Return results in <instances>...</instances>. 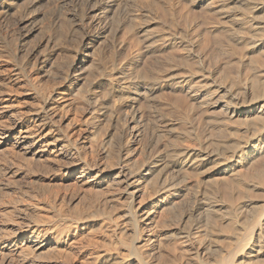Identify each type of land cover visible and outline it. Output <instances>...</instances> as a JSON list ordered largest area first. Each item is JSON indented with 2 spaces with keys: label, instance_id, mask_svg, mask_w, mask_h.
<instances>
[{
  "label": "rangeland",
  "instance_id": "obj_1",
  "mask_svg": "<svg viewBox=\"0 0 264 264\" xmlns=\"http://www.w3.org/2000/svg\"><path fill=\"white\" fill-rule=\"evenodd\" d=\"M27 1H21L12 11L0 15V125L11 122L23 129L19 141L13 134L0 129V264H102L111 255L108 253L116 254L121 249L118 239L121 231L115 227V222L108 218L87 219L85 216L84 221L76 224L73 214L76 201L72 203L66 198L72 194L93 196L103 193L108 195L110 202H118L125 193L116 182L111 186H97L90 175L82 178L81 169L75 165L78 160L76 150L109 173L125 165L135 168L138 162L152 159L156 148L164 150L165 143L170 144V149L175 143L192 145L200 154L211 153L203 165L204 169L212 171L210 178L224 176L228 180L217 181L220 184L214 181L215 187H207V191L211 189V194L208 192L210 196L218 193L213 196L216 200L225 193L223 200L229 198L226 203L230 215L226 213L225 221L217 219L218 222L213 223H223L216 226L220 227V230H215L219 235H209L205 225L209 221L201 209H194L200 202L196 191L183 186L177 200L179 206L172 209L166 206L163 198L158 200L154 196L162 187L157 182L159 185L153 187L154 190L149 186L147 190L145 188L147 195L144 201L147 203L142 205V209H147V235L162 238L164 246L161 252L187 257L185 259L194 262L203 254L211 260L227 254L236 236L241 235L243 223L252 218L254 206L264 200V133L258 131L262 129L264 117L259 114L260 109L251 116L234 114L235 109L246 111L251 101L264 96V87H260L264 85V0H113L115 7H109L111 3L106 4L103 0ZM255 8L258 11L253 12ZM79 17L86 20L81 21ZM84 45L89 46L86 55H77L74 50ZM81 59L87 60L86 65L81 66V81L71 83L65 80L68 62ZM43 60L48 63H42ZM119 66L127 73L137 72L135 74L150 81L159 80L161 88L155 91L151 101L142 94L139 98L136 96L134 107H129L124 99L126 96L107 90L104 80L105 74L108 75L107 69L111 71ZM101 75L105 77L101 78ZM182 79H186L188 84L180 85ZM251 80L257 91L252 82L249 83ZM80 88L83 93L77 97L75 93L80 92ZM253 94L262 96L255 98ZM98 99L100 102L104 100L101 102L104 104L122 106V118L128 114L126 120L133 115L138 120L142 119L143 141L133 144L130 152L123 149L127 138L123 137L121 130L126 120L121 118L123 123H117L116 120L110 122L94 118L96 109L101 107L95 102ZM46 103L47 111L55 114L60 127L50 125L42 133L44 113L41 109ZM108 123L110 126L106 125ZM249 129L256 134L249 133ZM29 133L33 136L30 137ZM68 136L71 142H67ZM162 136L166 140L161 139ZM247 140H251L249 144L245 143ZM238 141L243 142V150L235 155L233 145H238ZM219 144L227 148L224 150L225 147ZM252 146L257 149H252ZM216 150L220 151V156ZM218 157L227 160L224 162ZM239 173L243 175L240 177ZM221 183L226 191L221 189ZM235 187L239 190L235 191ZM231 206L235 208L230 210ZM115 219L126 237L133 235V227L127 218ZM44 230L47 233H38Z\"/></svg>",
  "mask_w": 264,
  "mask_h": 264
},
{
  "label": "bare ground",
  "instance_id": "obj_2",
  "mask_svg": "<svg viewBox=\"0 0 264 264\" xmlns=\"http://www.w3.org/2000/svg\"><path fill=\"white\" fill-rule=\"evenodd\" d=\"M23 1V0H0V15L1 14H5L8 13L10 11H12L16 6L19 5V3ZM27 1V0H26ZM50 1V0H49ZM55 1V0H54ZM101 1V0H100ZM106 2V4H109V7H115V4H113V0H103ZM102 1V2H103ZM218 1V0H217ZM225 1V0H224ZM237 1V0H236ZM254 1V0H253ZM28 2V1H27ZM104 2V3H105ZM219 2V1H218ZM30 3V2H29ZM228 3V2H227ZM246 3V2H245ZM262 3V2H261ZM101 4V3H100ZM121 4V2H120ZM253 4V3H252ZM105 5V4H104ZM224 5V4H223ZM99 6V5H98ZM102 6V4L100 5ZM120 6V5H119ZM214 6V5H213ZM220 6V5H219ZM20 7V6H19ZM26 7V6H25ZM96 7V5H95ZM107 7V5H106ZM216 7V6H215ZM239 7V6H238ZM249 7V6H248ZM255 7V6H254ZM117 8V7H116ZM232 8V7H231ZM240 8V7H239ZM259 8V7H258ZM84 9V8H83ZM121 9V8H120ZM108 10H110L108 8ZM108 10L106 12H108ZM229 10V9H228ZM239 10V9H238ZM247 10V9H246ZM254 10V11H253ZM253 12L258 11V9H253ZM104 11V12H105ZM226 11V10H225ZM232 11V10H231ZM236 11V10H235ZM243 11V10H242ZM17 12V11H16ZM87 12V11H86ZM103 12V11H102ZM234 12V11H233ZM78 14V13H77ZM215 14V13H214ZM219 14V13H218ZM15 15V14H14ZM79 15V14H78ZM84 15V14H83ZM82 15V16H83ZM87 15V14H86ZM129 15V14H128ZM37 16V14H36ZM239 16V15H238ZM246 16V15H245ZM255 17V16H254ZM253 17V18H254ZM264 17V16H263ZM129 18V17H128ZM256 18V17H255ZM80 19V17H79ZM81 19L83 20L84 18L81 17ZM80 19V20H81ZM131 19V18H130ZM133 19V18H132ZM263 19V18H262ZM81 20V21H82ZM86 20V19H84ZM234 20V19H233ZM249 20V19H248ZM130 21V20H129ZM254 21V20H253ZM257 21V20H256ZM264 21V20H263ZM67 22V21H66ZM92 22V21H91ZM100 22V21H99ZM224 22V21H223ZM241 22V21H240ZM261 23V22H260ZM84 24V23H83ZM86 24V23H85ZM91 25V24H90ZM223 25V23H222ZM39 27V26H38ZM256 28V27H255ZM258 28V27H257ZM248 29V28H247ZM232 30V29H231ZM234 30V29H233ZM250 30V28H249ZM258 33V32H257ZM260 33V32H259ZM231 34V33H230ZM256 34V33H255ZM234 35V34H232ZM239 35V34H238ZM246 35V33H245ZM259 35V34H258ZM85 36V35H84ZM149 36V35H147ZM227 36V35H226ZM241 36V35H240ZM176 37V36H175ZM243 37V36H242ZM249 37V36H248ZM172 38V37H171ZM221 38V37H220ZM251 38V37H250ZM84 39V38H83ZM164 39V38H163ZM170 39V38H169ZM181 39V36H180ZM237 39V38H236ZM255 39V38H253ZM220 40V39H219ZM223 40V39H222ZM232 40V39H231ZM243 40V39H242ZM262 40V39H260ZM215 41V40H214ZM104 43V42H103ZM233 43V42H232ZM76 44V43H75ZM125 44V43H124ZM123 44V45H124ZM151 44V43H150ZM153 44V43H152ZM119 45V44H118ZM75 46V45H74ZM115 46V45H114ZM117 46V45H116ZM121 46V45H120ZM144 46V45H143ZM57 47V46H56ZM89 47V46H88ZM86 45L80 47H77L74 52L77 55H86L87 52V48ZM148 47V46H147ZM150 47V46H149ZM230 47V46H229ZM121 48V47H120ZM123 48V47H122ZM153 48V47H152ZM249 48V46L247 47ZM252 48V47H251ZM246 49V47H245ZM73 50V49H72ZM107 50V49H106ZM179 50V49H178ZM120 51V50H119ZM182 51V50H181ZM73 52V53H74ZM111 52V51H110ZM180 52V51H179ZM198 52V51H197ZM125 53V52H124ZM236 53V52H235ZM113 54V53H112ZM171 54V53H170ZM177 54V53H176ZM88 55V53H87ZM241 55V54H240ZM74 56V55H73ZM117 56V55H116ZM136 56V55H135ZM178 56V54H177ZM264 56V55H263ZM68 57V56H67ZM114 57V56H113ZM112 57V58H113ZM167 58V57H166ZM49 59V58H48ZM71 59V58H70ZM116 59V58H115ZM133 59L134 56H133ZM178 59V58H177ZM261 59V58H260ZM123 60V59H122ZM125 60V59H124ZM175 60V59H174ZM263 60V59H262ZM86 59H81V61L77 62L76 60L74 61H70L68 62L69 64H67V72L66 75H64V79L70 81L71 83H76L81 81L82 79V72H81V66H85L86 65ZM117 61V60H115ZM132 61V58L131 60ZM138 61V60H137ZM177 61V60H176ZM246 61V60H245ZM50 62V61H49ZM57 62V61H56ZM121 62V61H120ZM124 62V61H123ZM155 62V61H154ZM249 62V61H248ZM252 62V61H251ZM254 62V61H253ZM42 63H48L47 60H43ZM125 63V62H124ZM123 63V64H124ZM133 63V62H132ZM263 63V62H261ZM53 64V63H52ZM121 64V65H123ZM129 64V63H128ZM154 64V63H153ZM161 64V63H160ZM175 64V63H174ZM180 64V63H179ZM258 64V63H257ZM44 65V64H43ZM93 65V64H92ZM125 65V64H124ZM190 65V64H189ZM38 66V65H37ZM150 66V64H149ZM53 67V65H52ZM94 67V66H93ZM105 67V66H104ZM109 67V66H108ZM115 66H113L114 68ZM131 67V66H130ZM57 68V67H56ZM111 69L108 70L107 69V74L106 77L105 75H101L104 76V80L106 82V86L108 87L107 90H110L113 94H121L126 96L124 99H126V101H128L127 103H129L127 106L131 107L135 104V102H137L136 96H141L142 94H146L147 95V99H149V101H151V98L153 97V94L155 93V91L161 86L159 83V80L157 81H150V79H145L143 78V75L141 77V75H137L133 72L127 73L126 70L123 67L119 68H115V69ZM128 68V67H127ZM247 68V67H245ZM256 68V67H255ZM131 69V68H130ZM149 69V68H148ZM154 69V68H153ZM175 69V68H174ZM177 69V68H176ZM175 69V70H176ZM192 69V68H191ZM190 69V70H191ZM134 70V69H133ZM142 70V69H141ZM249 70V69H248ZM91 71V70H90ZM128 71V72H129ZM162 71V70H161ZM173 71V70H172ZM194 71V70H193ZM65 72V71H64ZM63 72V73H64ZM150 72V71H149ZM185 72V71H184ZM240 72V71H239ZM52 73V72H51ZM84 73V71H83ZM105 73V72H104ZM195 73V72H194ZM238 73V72H237ZM65 74V73H64ZM85 74V73H84ZM148 74V73H147ZM165 74V73H164ZM181 74V73H180ZM188 74V73H187ZM191 74V73H190ZM210 74V73H209ZM257 74V73H256ZM249 75V74H248ZM247 75V76H248ZM252 75V73H251ZM63 76V75H62ZM99 76V74H98ZM145 76V75H144ZM149 76V75H146ZM159 76V75H158ZM193 76V75H192ZM262 76V75H261ZM100 77V76H99ZM162 77V76H161ZM88 78V77H87ZM93 78V76L91 77V79ZM155 78V77H154ZM152 78V79H154ZM170 78V77H169ZM173 78V77H171ZM193 78V77H192ZM224 78H227L226 76ZM163 79V78H162ZM175 79V78H174ZM180 79V77H179ZM229 79V77H228ZM239 79V78H238ZM156 80V79H155ZM183 80V79H182ZM256 80V79H255ZM98 81V80H97ZM228 81V80H227ZM260 81V80H259ZM231 82V81H230ZM252 82V87H253V81H249V83ZM92 83V82H91ZM162 83V82H161ZM232 83V82H231ZM248 83V82H247ZM246 83V84H247ZM259 83V82H257ZM94 84V82L92 83ZM179 84H183L186 85L188 84V81L186 79H184L183 81H180ZM234 84V83H233ZM242 84V83H240ZM95 85V84H94ZM176 85V84H175ZM251 85V84H250ZM249 85V86H250ZM256 85V84H255ZM93 86V85H92ZM96 86V85H95ZM105 86V87H106ZM258 86V85H257ZM106 87V88H107ZM210 87V86H209ZM247 87V86H246ZM244 87V88H246ZM256 86H254L253 88L255 89ZM259 87V86H258ZM260 87H264L260 86ZM94 88V87H92ZM208 88V87H207ZM252 88V89H253ZM81 89V88H80ZM97 89V88H96ZM232 89V88H231ZM237 89V88H236ZM257 89V88H256ZM255 89V90H256ZM264 89V88H263ZM262 89V91H263ZM86 90V89H85ZM91 90V89H90ZM106 90V91H107ZM259 90V89H258ZM80 92L75 93L77 95L75 96H80L81 91H83L82 89L79 90ZM215 91V90H213ZM217 91V90H216ZM257 91V90H256ZM255 91V92H256ZM261 91V92H262ZM109 92V91H107ZM253 92V91H252ZM254 92V93H255ZM264 92V91H263ZM110 93V92H109ZM232 93V92H231ZM80 94V95H79ZM215 94V93H214ZM258 94V93H257ZM84 95V94H83ZM177 95V94H176ZM252 95V94H251ZM254 95V94H253ZM261 95V94H260ZM260 95H254L253 97L257 98V96L259 97ZM264 95V94H263ZM103 96V94H102ZM171 96V95H170ZM222 97V95H220ZM235 96V95H234ZM262 96V95H261ZM260 96V98H261ZM109 97V95H108ZM112 97V95H111ZM120 97V96H119ZM178 97V96H177ZM176 97V98H177ZM244 97V96H243ZM264 96H262L261 99L257 100H253V102L251 101L250 106H248V110H239V109H235L234 110V114H246L247 116H249L248 114H257L258 109H260L258 112L259 114H261L264 117ZM49 98V97H48ZM82 98V97H81ZM93 98H95L97 100V97L94 96ZM92 98V99H93ZM113 98V97H112ZM139 98V97H138ZM161 98V97H160ZM172 98V97H171ZM234 98V97H232ZM249 98V97H248ZM94 99V100H95ZM108 99V98H107ZM157 99V98H156ZM182 99V98H181ZM251 99V98H250ZM49 99H47L48 101ZM177 100V99H176ZM188 100V99H187ZM203 100V99H202ZM206 100V99H205ZM221 100V99H220ZM93 101V100H92ZM104 101V100H103ZM101 101V102H103ZM148 101V100H147ZM162 101V100H161ZM96 103H98V107L101 106L99 109H96L95 114L96 117H94L96 120L102 121L103 119L106 120L108 119V121L111 120H116L118 121L117 123H119L121 120L122 113L121 112L123 109L122 106L119 107V105L117 106L116 104H110V103H101L100 99H98V101H95ZM175 102V101H174ZM184 102V101H183ZM219 102V101H218ZM224 102V101H223ZM230 102V101H229ZM116 103V101H115ZM177 103V102H175ZM179 103V102H178ZM94 104V102H93ZM120 104V103H119ZM186 104V103H185ZM235 104V103H234ZM241 104V103H240ZM45 106H43V108L41 109V112L44 113L43 119H42V126H41V131L42 133L46 131L47 126L49 127L50 125H57L60 127L59 123L56 121V116L55 114H52L50 112L47 111L46 107L47 103L44 104ZM96 105V104H94ZM171 105V104H170ZM188 105V104H187ZM233 105V104H232ZM141 106V105H140ZM152 106V105H151ZM156 106V105H155ZM95 107V106H94ZM134 107V106H133ZM146 107V105H145ZM213 107V106H212ZM246 107V106H245ZM139 108V107H138ZM236 108V107H235ZM126 109V108H125ZM132 109V108H131ZM142 110V109H141ZM140 110V111H141ZM124 111V110H123ZM163 110H161L162 112ZM184 111V109H183ZM189 111V110H188ZM39 112V111H38ZM156 112V111H155ZM127 113V112H126ZM142 113V112H141ZM41 114V113H40ZM39 114V115H40ZM161 114V113H160ZM215 114V113H214ZM38 115V116H39ZM128 115V114H127ZM124 116L125 118L127 117ZM133 115V114H132ZM140 116V115H139ZM228 116V115H227ZM129 117V116H128ZM142 117V116H140ZM183 117V116H182ZM210 117V116H209ZM256 117V116H255ZM258 117V116H257ZM93 118V119H94ZM125 118H122L124 120H126ZM90 119V118H89ZM252 119V118H251ZM256 119V118H255ZM123 120V121H124ZM173 120V119H172ZM254 120V119H252ZM258 120V118H257ZM256 120V121H257ZM115 121V122H116ZM120 122V123H123ZM188 121V120H187ZM231 121V120H230ZM244 121V120H243ZM260 121V120H259ZM93 122V121H92ZM90 122V123H92ZM95 122V121H94ZM221 122V121H220ZM240 122V120H239ZM249 122V121H248ZM89 123V124H90ZM140 123H142V119L140 118L138 120V117H136V115L132 116L131 119H128L124 122V124H122L123 129L121 130L123 137L127 138L125 141L126 144L124 146V148L121 146V148L125 149L127 152H130V149H132V145L134 144H139L141 143L143 140V131L141 129ZM184 123V122H183ZM213 123V122H212ZM224 123V122H223ZM236 123V122H235ZM241 123V122H240ZM254 123V122H253ZM261 123V122H260ZM88 125V123H86ZM95 124V123H94ZM93 124V125H94ZM155 124V123H154ZM187 124V123H186ZM211 124V123H210ZM226 124V123H225ZM224 124V125H225ZM232 124V123H231ZM244 124V123H243ZM259 124V123H258ZM106 125H109L106 124ZM120 125V124H119ZM143 125V124H142ZM194 125V124H193ZM216 125V124H214ZM228 125V124H227ZM233 125V124H232ZM255 125V124H254ZM1 130L5 133H10L13 134L16 138V140H20L21 135L23 134L22 130L19 129L17 127V125H15L14 123H9V122H5L2 123L1 125ZM40 126V125H39ZM97 126V125H96ZM110 126V125H109ZM108 126V127H109ZM223 126V125H222ZM236 126V125H235ZM250 126V125H249ZM259 126V125H258ZM262 129H258V131H262L264 133V118L262 120ZM106 127V126H105ZM119 127V126H118ZM244 127V125H243ZM247 127V126H246ZM245 127V128H246ZM213 128V127H212ZM252 128V127H250ZM259 128V127H258ZM147 129V128H146ZM256 129V128H255ZM0 130V131H1ZM52 129H50L49 131H51ZM172 130V129H171ZM198 130V129H197ZM213 130V129H212ZM248 130V129H247ZM252 130V129H251ZM254 130V128H253ZM250 131L249 129V133L253 132ZM65 131V130H64ZM184 131V130H182ZM187 131V130H186ZM214 131V130H213ZM257 134L261 135L260 133ZM29 132V131H28ZM27 132V133H28ZM38 132V131H37ZM145 132V131H144ZM163 132V131H162ZM248 133V131H246ZM177 133V131H176ZM183 133V132H182ZM216 133V132H215ZM232 133V132H231ZM235 133V132H234ZM237 133V132H236ZM254 134H256L255 132H253ZM262 133V134H263ZM120 134V135H122ZM181 134V133H180ZM179 134V135H180ZM252 134V133H251ZM253 134V135H254ZM30 137L31 135L33 136V133H29ZM67 135V134H64ZM146 135V134H145ZM155 135V134H154ZM197 135V134H196ZM224 135V134H223ZM244 135V134H243ZM249 135V134H248ZM165 137V135H163ZM162 136L161 139H163L164 137ZM167 136V135H166ZM185 136V135H184ZM183 136V137H184ZM187 136V135H186ZM185 136V137H186ZM222 136V135H221ZM239 136V135H238ZM238 136L236 135V137L238 138ZM241 136V135H240ZM246 136V135H245ZM252 136V135H250ZM248 136V137H250ZM262 136V135H261ZM23 137V136H22ZM25 137V136H24ZM28 137V136H27ZM29 137V138H30ZM37 137V136H36ZM65 137V136H64ZM120 137V136H119ZM189 137V136H188ZM209 137V136H208ZM242 137V136H241ZM256 137V136H255ZM66 138V137H65ZM122 138V136H121ZM146 138V137H145ZM182 138V137H181ZM178 138V139H181ZM222 138V137H221ZM235 138V136H234ZM245 138V137H243ZM247 138V137H246ZM257 138V137H256ZM160 139V140H161ZM166 140V138H164ZM177 139V138H176ZM175 139V140H176ZM184 139V138H183ZM188 139V138H187ZM190 139V138H189ZM198 139V138H197ZM200 139V138H199ZM211 139V137H210ZM219 139V138H218ZM250 139V138H249ZM253 139V138H252ZM255 139V138H254ZM253 139V140H254ZM182 140V139H181ZM215 140V139H214ZM240 140V138H239ZM242 140V139H241ZM258 140V139H257ZM72 140L70 139V137L68 136L67 142H71ZM159 141V140H158ZM162 141V140H161ZM172 141V140H171ZM177 141V140H176ZM180 141V140H178ZM191 141V140H190ZM201 141V140H200ZM245 141V140H244ZM251 141V140H249ZM249 141L247 140V142H245L246 144H249ZM167 142V141H165ZM173 142V141H172ZM182 142V141H181ZM188 142V141H187ZM186 142V143H187ZM239 142V141H238ZM179 143V142H178ZM185 143V141H184ZM194 143V142H193ZM231 143V142H230ZM237 143V142H236ZM75 144V143H74ZM162 144V143H160ZM158 144V146L160 145ZM174 145H171V149L170 144H166L165 143V147L164 150L160 151V148H156V152L154 154V156H152L153 158L144 162H138L137 166L134 168L132 167H125L122 166L120 167L116 172H109L107 173L104 169H101L102 167H100L99 165H95L92 164L91 161H89L87 158H85L81 153L78 152V149L76 150V155H77V161H76V166L78 165V168L81 169V177H87L90 175V177H93V183L94 185H101L103 184L106 186H111L113 183H117L119 186H121V189L124 192V196L125 197H120L118 198V202H110L109 198L102 194H93V196L91 195H80V196H76L77 194H75V196L72 194L70 197L68 196L66 198L70 200L72 203L74 201H76V205L74 206L73 209V214L77 219L76 224H78V222H82L85 219H83L85 216L87 217V219L91 218H103L107 220V218L110 221L115 222L114 224L116 228H118V230H120L121 233L119 235V243L121 245V249H118L117 253L112 255V253H108L110 256L106 257V261L102 262V264H253V263H260V264H264V200L259 201V203H257L254 206V214H252V218L246 220L245 223H243V227H242V233L239 236H236L235 238V243L234 245L231 247V249H227V254H225L221 258L215 259V260H211L208 257H206L204 254L201 257H198V259L194 262L193 260H189V259H185L187 257L182 258L183 256L179 257V255L177 254H168V253H164L161 252V247L164 246L162 245V238L159 236H148L147 235V209L146 211H143V207L142 205L146 202L144 201L147 195V192L145 191V188L147 190V186L151 187V189L153 187H156L157 184L162 185L161 190L158 189V192H153L156 193L154 196L156 197V199L161 200L160 198H163L165 200V204L166 206H169L174 209L176 207L179 206L178 203V198L180 196V190L182 189L183 186H187V188L189 190H195L196 192V196L197 198L200 200V202L198 203V205H196V207L194 209L199 208L202 210V212L204 213L203 215H205L206 219L209 221L208 223H206V227L209 229V231L206 229V232L210 233L209 235H219V234H215V230L217 231V229L220 230L219 228H216L217 224L219 225L220 223H217L216 225L213 223L218 222L217 219H224L225 216L227 215L226 213L229 212L228 207H227V203L226 201H228V199L223 200V196H225L224 194L221 195L222 200H216L213 196H216L215 193L213 194V196H210V190L207 191V187L213 186L214 181H216L215 184H217L218 182L221 181H225L228 179H224L225 177H219L218 179H214V178H210L212 177V171L208 168V169H204L203 165L208 161V159L210 158L209 156L211 155V153H198V151L195 149V147H191V146H182V145H178L175 143H173ZM183 144V143H182ZM192 144V143H191ZM196 144V142H195ZM207 144V143H206ZM209 144V143H208ZM217 144V143H216ZM222 144V143H221ZM244 144V145H246ZM73 145V144H72ZM146 145V144H145ZM144 145V146H145ZM185 145V144H184ZM220 145V144H219ZM226 145V144H225ZM229 145V144H228ZM232 145V144H231ZM76 146V145H74ZM162 147V146H161ZM201 147V146H200ZM200 147H198V149H200ZM213 147V146H211ZM219 147V146H218ZM220 147H223V145ZM219 147V148H220ZM225 147V146H224ZM223 147V148H224ZM229 147V146H228ZM245 147V146H244ZM264 147V145H263ZM76 148V147H74ZM148 148V146H147ZM217 148L218 150L222 149V148ZM227 148V146L224 148V150ZM247 148V147H246ZM167 149V150H166ZM203 148H201L202 151ZM208 149V148H207ZM205 149V150H207ZM252 149H257L256 146H252ZM152 150V149H151ZM150 150V151H151ZM230 150V149H229ZM243 150V142L241 143V141L238 143V145L236 144L235 146L233 145V153L235 155L240 154V152ZM254 150V151H255ZM261 150V149H260ZM120 151V150H119ZM147 151V152H150ZM154 151V150H153ZM211 151V150H210ZM213 151V149H212ZM217 151V150H216ZM223 151V149H222ZM228 151V150H227ZM232 151H230V153L232 154ZM123 152V151H122ZM152 152V151H151ZM226 152V151H225ZM224 152V153H225ZM217 154L219 153L220 156V151L216 152ZM215 153V154H216ZM242 153V152H241ZM121 155V152L119 153ZM222 154V153H221ZM226 154V153H225ZM118 155V156H120ZM128 155V154H127ZM130 155V153H129ZM147 155V153H146ZM152 155V154H151ZM224 155V154H223ZM228 155V154H227ZM141 156V155H140ZM149 156V154H148ZM222 156V155H221ZM233 156V155H232ZM127 157V156H126ZM150 157V156H149ZM228 157V156H227ZM76 158V157H75ZM117 158V157H116ZM118 158H121L118 157ZM219 158V157H218ZM222 157H220L219 159H221ZM123 159V158H122ZM125 159V158H124ZM123 159V160H124ZM223 160H225L224 158H222ZM230 159V157H229ZM232 159V158H231ZM126 160V159H125ZM129 160V158H128ZM227 160V159H226ZM226 160L224 162H226ZM233 160V159H232ZM236 160V159H235ZM260 160V159H259ZM211 161V160H210ZM264 161V160H262ZM230 162V161H229ZM259 162V161H257ZM125 163V161H124ZM127 163V162H126ZM136 163V162H135ZM140 163V165H139ZM223 163V162H222ZM129 164V163H128ZM225 164V163H224ZM242 164V163H241ZM254 164V163H253ZM73 165V163L71 164ZM215 165V164H214ZM256 165V164H254ZM218 166V164H217ZM229 166V165H228ZM227 166V167H228ZM75 167V166H73ZM252 167V166H251ZM259 167V166H258ZM257 167V168H258ZM72 168V167H71ZM70 168V170H71ZM110 168V167H109ZM211 168V167H210ZM213 168V167H212ZM216 168V167H215ZM254 168H252L253 170ZM72 170H75V168H72ZM214 170V168H213ZM247 170V169H246ZM250 170V169H249ZM237 172V171H236ZM239 172V171H238ZM237 172V173H238ZM243 172V171H241ZM248 172V171H247ZM263 172V171H262ZM231 174V173H230ZM92 175V176H91ZM94 175V176H93ZM224 175V174H223ZM233 175V174H232ZM243 175L239 173V176ZM231 176V175H230ZM229 176V177H230ZM89 177V178H90ZM228 177V178H229ZM238 177V175L236 176ZM241 177V176H240ZM239 177V178H240ZM244 177V176H243ZM246 177V176H245ZM248 177V176H247ZM250 177V176H249ZM230 179V178H229ZM238 179V178H237ZM243 179V178H242ZM239 180V179H238ZM244 180V179H243ZM218 181V182H217ZM236 181V180H235ZM250 181V180H249ZM237 182V181H236ZM92 183V184H93ZM146 183V185H144ZM223 183V182H222ZM220 185L221 186H225V185ZM229 183L231 184V181L229 180ZM235 183V182H234ZM242 183V182H240ZM248 183V182H246ZM263 183V182H262ZM220 184V183H218ZM226 184V183H224ZM228 184V185H230ZM249 184V183H248ZM254 184V183H253ZM93 185V186H94ZM144 185V186H143ZM233 187L234 184L232 183ZM236 186H238L237 184H235ZM247 185V184H246ZM252 184H250L251 186ZM118 186V187H119ZM254 186V185H253ZM259 186V185H258ZM261 186V184H260ZM159 187V186H158ZM205 187V188H204ZM215 187V185L213 186ZM231 187V186H230ZM233 187H231V190L233 189ZM257 187V186H255ZM109 188V187H108ZM211 188V187H210ZM223 187H221L222 189ZM229 188V187H228ZM227 188V189H228ZM236 188V187H235ZM259 188V187H258ZM80 189V188H79ZM120 189V188H119ZM155 188H153L154 190ZM213 189V188H212ZM215 189V188H214ZM226 189V187L224 188ZM242 189V188H240ZM114 190V189H113ZM117 190V189H116ZM157 190V188H156ZM155 190V191H156ZM223 190V189H222ZM221 190V191H222ZM235 190V189H234ZM239 190V189H238ZM237 188L235 191H238ZM244 190V189H243ZM259 190V189H258ZM120 191V190H119ZM150 191V190H149ZM213 192H215L214 190H212ZM218 191V189H217ZM226 191V190H223ZM228 191V190H227ZM241 191V190H240ZM80 192V191H79ZM120 192V193H121ZM191 192V191H190ZM210 194H209V193ZM230 192V191H228ZM227 192V193H228ZM233 193V191H231ZM251 192V191H250ZM254 192V191H253ZM220 193V192H219ZM222 193V192H221ZM232 193L230 194V196H232ZM252 193V192H251ZM80 194V193H79ZM229 194V193H228ZM235 194V193H234ZM233 194V195H234ZM238 194V193H237ZM70 195V194H69ZM119 195V194H117ZM246 195V194H245ZM244 195V196H245ZM259 195V194H258ZM112 196V195H111ZM152 197H154L153 195H151ZM110 197V196H109ZM118 197V196H117ZM151 197V198H152ZM237 197V196H236ZM248 197V196H247ZM116 198V197H114ZM231 198V197H230ZM235 198V196L233 197ZM240 198V197H239ZM254 198V197H253ZM153 199V198H152ZM238 199V198H236ZM243 199V198H242ZM256 199V198H255ZM260 199V198H259ZM65 200V199H64ZM111 200V199H110ZM115 200V199H114ZM117 201V200H116ZM144 201V202H143ZM233 201H235L233 199ZM242 201V200H240ZM246 201V200H245ZM248 201V200H247ZM257 201V200H256ZM70 202V204H71ZM161 202V201H160ZM244 202V201H243ZM252 202V201H251ZM147 203V202H146ZM145 203V204H146ZM230 203V201H229ZM232 203V202H231ZM236 203V201H235ZM245 203V202H244ZM162 204V203H161ZM164 204V205H165ZM239 204V203H238ZM236 204V205H238ZM231 205L234 206V203H232ZM235 205V206H236ZM249 205V204H248ZM155 206V205H154ZM229 206V205H228ZM230 207V206H229ZM243 207V206H241ZM246 207V206H245ZM73 208V207H72ZM235 208V207H233ZM232 206L230 208V210L232 209ZM253 208V207H252ZM240 209V207H239ZM193 211V210H192ZM248 211V210H247ZM199 213V214H202ZM234 212V211H232ZM236 212V211H235ZM243 212V210H242ZM151 213V212H150ZM240 213V212H239ZM244 213V212H243ZM72 214V213H71ZM192 214V213H191ZM230 215V213H228ZM234 214V213H233ZM238 214V213H236ZM196 216H198V214H195ZM235 215V214H234ZM241 215V214H240ZM247 215V214H245ZM115 217H118L119 219L121 217H125V219L127 218V220H129V222L131 223L132 227H133V235L131 234V236L126 237V235L123 233V228L120 226L119 222L117 221V219H115ZM229 217V216H228ZM233 217V215H232ZM238 217V216H237ZM198 218V217H197ZM201 219V217H199ZM235 218V217H234ZM243 218V217H241ZM247 218V217H246ZM205 219V218H203ZM202 219V221H203ZM227 219V218H225ZM224 219V221H225ZM237 219V218H235ZM99 220V219H98ZM217 220V221H216ZM233 220V219H232ZM238 220V219H237ZM73 221V220H72ZM199 221V219H198ZM235 221V220H233ZM241 221V219H240ZM244 221V220H243ZM242 221V222H243ZM206 221H204L205 223ZM220 222V221H219ZM202 223V222H201ZM233 223V222H232ZM73 224V223H72ZM75 224V223H74ZM113 224V223H112ZM223 224V223H222ZM222 224H220L222 226ZM227 224V223H226ZM86 225V224H85ZM204 225V224H203ZM229 225V224H228ZM232 225V224H231ZM241 225V223H240ZM113 226V225H112ZM203 227V226H202ZM218 227V226H217ZM230 228L232 226H229ZM235 227V224H234ZM237 227V226H236ZM216 228V229H215ZM224 228V227H222ZM221 228V229H222ZM233 228V227H232ZM225 229H229L226 228ZM223 229V230H225ZM237 229V228H236ZM235 229V230H236ZM42 230V229H41ZM67 230V229H66ZM116 230V229H115ZM126 230V229H125ZM222 230V231H223ZM234 230V229H231ZM234 230V231H235ZM47 231V229H46ZM45 230L44 231H38L39 234L45 232L47 233ZM226 231V230H225ZM229 230H227L226 232H228ZM233 232V231H230ZM229 232V233H230ZM218 233V232H217ZM127 234V232H126ZM227 234V233H226ZM225 234V235H226ZM235 234V233H234ZM240 234V233H239ZM42 235V234H41ZM61 235V234H60ZM65 235V234H64ZM156 235V234H155ZM223 235V234H222ZM231 234H228L227 236H229ZM233 235V234H232ZM47 236V235H46ZM221 237V234H220ZM223 238V237H222ZM234 238V236H233ZM231 239V238H230ZM229 239V240H230ZM49 240V239H48ZM165 240V239H164ZM231 241V240H230ZM200 242V240H199ZM217 242V241H216ZM216 245V244H215ZM223 245V244H222ZM232 245V244H231ZM224 247V246H223ZM228 247V246H227ZM206 248V247H205ZM116 250V249H115ZM168 250V249H167ZM226 250V249H225ZM30 251V249H29ZM219 251V250H218ZM224 251V250H223ZM113 252V251H112ZM116 252V251H115ZM207 252V251H206ZM211 253V251H209ZM221 253V252H220ZM184 254V253H183ZM187 254V253H186ZM215 254V253H214ZM240 254V255H239ZM220 255V254H219ZM208 256V255H207ZM194 257V256H193ZM192 257V258H193ZM220 257V256H219ZM212 258V257H211ZM217 258V257H216ZM99 260V259H98Z\"/></svg>",
  "mask_w": 264,
  "mask_h": 264
}]
</instances>
